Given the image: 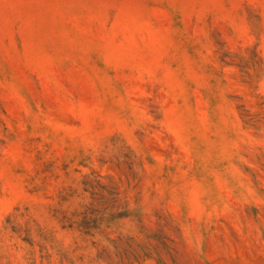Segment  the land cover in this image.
<instances>
[{
    "label": "rangeland",
    "instance_id": "1",
    "mask_svg": "<svg viewBox=\"0 0 264 264\" xmlns=\"http://www.w3.org/2000/svg\"><path fill=\"white\" fill-rule=\"evenodd\" d=\"M0 264H264V0H0Z\"/></svg>",
    "mask_w": 264,
    "mask_h": 264
}]
</instances>
